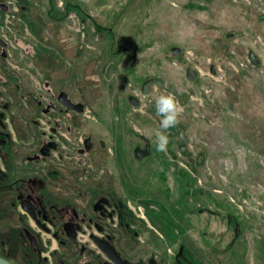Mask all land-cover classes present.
I'll list each match as a JSON object with an SVG mask.
<instances>
[{
	"label": "rangeland",
	"instance_id": "374dc122",
	"mask_svg": "<svg viewBox=\"0 0 264 264\" xmlns=\"http://www.w3.org/2000/svg\"><path fill=\"white\" fill-rule=\"evenodd\" d=\"M82 1L90 18L78 9L82 5L75 9L66 0H0L6 70L33 88L44 87L51 75L59 85L53 80L54 88H67L94 112V104L103 100L101 111L111 118L112 106H130L135 144L137 133L145 134L143 124L153 125L156 138L163 131L155 101L162 94L175 95L183 107L178 124L190 133L187 149L168 144L160 152L153 143L149 154L134 157L135 184L142 192L138 201L150 195L146 235L167 253L179 247L186 232L193 249L200 256L211 254L214 264H264V0ZM36 2L61 9V20L27 15L26 7ZM95 26L102 28L98 32ZM84 27L94 38L85 42L82 73L69 58L77 60L72 57L83 52L76 45L79 37L86 38ZM59 36L72 38L70 50L63 49ZM134 37L141 45L139 62L156 67L149 70L153 75L159 69L163 74L155 61L165 60L166 77H181L173 88L179 92L152 76L146 95L141 83L129 78L121 66L133 60L125 46ZM189 67L197 72L193 80L187 77ZM90 76L94 80L86 79Z\"/></svg>",
	"mask_w": 264,
	"mask_h": 264
},
{
	"label": "flooded vegetation",
	"instance_id": "af4514ba",
	"mask_svg": "<svg viewBox=\"0 0 264 264\" xmlns=\"http://www.w3.org/2000/svg\"><path fill=\"white\" fill-rule=\"evenodd\" d=\"M0 41L1 263L214 264L186 232L170 253L146 235L150 195L138 201L134 157L153 143L142 132L134 143L130 106H112L103 119L48 79L40 90L26 86L6 70ZM61 91L83 110L64 104Z\"/></svg>",
	"mask_w": 264,
	"mask_h": 264
},
{
	"label": "crops",
	"instance_id": "0c3cea01",
	"mask_svg": "<svg viewBox=\"0 0 264 264\" xmlns=\"http://www.w3.org/2000/svg\"><path fill=\"white\" fill-rule=\"evenodd\" d=\"M41 1V0H40ZM75 0H66V2H69L70 4H73V5H76V8L75 9H77V7L80 5H82L81 7H78V9H81L82 8V10H84V12H85V16L84 17H88V18H90V14H89V12L88 11H86V8H89V6H86V3H83L84 1H82V0H79V2L78 1H76V2H74ZM92 1V0H91ZM35 2V1H34ZM42 3H44V2H42ZM27 8V11L28 12H30V13H26L27 15H31V16H35V17H42V16H46V17H48V19L49 20H51V22L52 23H57L58 21H60L61 20V17H62V15H61V12H63L61 9H58V8H56V7H53V6H45V4H40V3H38V2H36V3H34V5H28V7H26ZM74 9V10H75ZM3 12L4 11H2V14H3ZM64 13V12H63ZM85 19V18H84ZM51 23V24H52ZM85 28V27H84ZM100 28H102L101 26L100 27H98V26H95V29H96V31H100ZM86 29V28H85ZM109 29V28H108ZM65 30L66 31H68V29L67 28H65ZM69 32V31H68ZM110 32V31H109ZM64 33H66V32H64ZM90 34H92V31H90ZM80 36V35H79ZM78 36V37H79ZM94 37H90V35L88 34V31H87V29H86V38L85 39H82L81 37H79V39H78V41H77V45H76V43H74L73 44V46L74 45H76V46H79V48L83 51L82 53H81V51H80V54H78L76 57H72V58H78L77 60H74V59H71V58H69V60L72 62V65H75L76 66V68L77 69H79L82 73L84 72L83 70H81V68L82 67H84V65L86 64V60H87V56H86V54L85 53H87L88 51H87V48H86V45H85V42H87V40H89V39H93ZM71 37L70 38H68V39H64V38H61L60 36H59V41H62L61 42V44H62V46H63V49H69L70 50V46H72L71 44ZM45 40L46 41H48V40H50L49 38H46L45 37ZM138 44H139V46H138ZM130 45V46H129ZM70 47V48H69ZM126 48H125V50H128V49H131L132 50V57H133V60L132 61H130V63L129 64H125L124 63V65L123 66H121V68H124L125 69V67H127V70L126 71H129L130 72V75L131 76H129V78H131L132 80H137L138 82H140L141 83V85H140V87L142 88L143 87V84H144V82L146 81V80H148L149 78H152V76H154V77H159V79H161L163 82L162 83H165V84H167L168 85V82H169V89H173V88H175V86H177L178 85V83H180V80H181V77L179 76V75H177L176 73H174V75H168V77H166V62H165V60H160V61H158V59L155 61V63L157 64V67H162V68H164L165 70H164V72H163V74H162V72H161V69H157L158 70V74H150V72H149V70H153V69H155V68H153L152 66H149V65H146V64H143V63H141V62H139L140 61V56H139V58L137 57L138 55H137V50H138V48L139 47H141V45H140V43H139V41L137 42V39H135V37L133 38V40L132 41H130V42H128L127 43V45L125 46ZM41 48V47H40ZM39 48V49H40ZM250 52H253L254 54H255V52L254 51H250ZM95 53V52H94ZM85 54V55H84ZM54 55H56L55 53H54ZM65 55V54H64ZM93 56L94 57H96V58H94V60L96 61L97 60V58H98V60L100 59V56L99 55H94L93 54ZM255 56H256V54H255ZM148 56H146V57H144V58H147ZM156 57H159V55H157ZM83 61V64H82V67H81V62ZM57 62L59 63H62L63 64V62H62V60H61V58H59L58 56H57ZM139 62V63H138ZM136 64V66H134ZM69 66H67V68H68ZM70 67H72V66H70ZM69 67V68H70ZM78 76H80L81 77V74H78ZM166 77V78H165ZM167 78H169V81H167ZM79 79H82L81 81L83 82L82 84H84V83H86L87 81H86V79L87 80H94V78H92L91 76L90 77H86V79L85 78H79ZM48 80L52 83V81L53 80H55V86H59L58 85V83H56V79H53V77L51 76V75H48ZM84 80V81H83ZM173 81H174V83H173ZM139 83V84H140ZM164 84V85H165ZM173 91H174V89H173ZM176 91V93L177 92H179L178 90H175ZM174 91V92H175ZM104 103H103V100H101V101H98V103L97 104H94V106H96V110H98V112L101 114V116H102V118L104 119V118H106L107 119V114H106V111L104 112V111H101V106L103 105ZM154 111L156 112V105H155V107H154ZM156 114H157V112H156ZM155 114V115H156ZM157 116V115H156ZM155 116V117H156ZM158 119H159V125H160V117L158 116ZM180 121H182V120H180ZM187 125V124H186ZM161 128V127H160ZM185 128H188V127H182L181 126V123L180 124H177L175 127H172V128H169V129H167V130H163V131H166L167 133H172L173 131L175 132V133H177L178 134V136H176L175 135V137L173 138L172 136H168V138H169V142H168V144L169 145H171V146H178L179 148H180V150H184V149H187L186 148V142H188L189 141V139H190V133H189V131L187 130V129H185ZM143 130L145 131V135L151 140V142L152 143H155L156 144V140H157V138H156V131H154V127H153V125H147V124H143ZM147 132V133H146ZM137 134H140V133H137ZM172 150H173V148H172ZM201 157H203L204 158V155L203 156H201Z\"/></svg>",
	"mask_w": 264,
	"mask_h": 264
},
{
	"label": "clouds",
	"instance_id": "9594fccd",
	"mask_svg": "<svg viewBox=\"0 0 264 264\" xmlns=\"http://www.w3.org/2000/svg\"><path fill=\"white\" fill-rule=\"evenodd\" d=\"M156 112L160 117V127L163 130L175 127L180 122V116L183 113V107L177 101L175 95L162 94L155 101ZM169 142L166 131L157 133V151L166 152Z\"/></svg>",
	"mask_w": 264,
	"mask_h": 264
},
{
	"label": "water",
	"instance_id": "95a60500",
	"mask_svg": "<svg viewBox=\"0 0 264 264\" xmlns=\"http://www.w3.org/2000/svg\"><path fill=\"white\" fill-rule=\"evenodd\" d=\"M0 42H2V41H0ZM249 57L253 63H255V64L258 63V60L256 59V56L253 52H250ZM187 77L189 79L193 80L197 77V72L195 70H193L191 67H189L187 69ZM152 84H153L152 80H147L144 82L142 90L146 95H148L149 89H150ZM59 98L64 104L68 105L71 109H77L78 111L83 110V103H73L72 100L69 98L68 93L66 91H61ZM132 102L136 104L137 99L132 98ZM149 153H150V141L147 139L145 149L144 150H138L137 149L136 154L138 157H143ZM237 231L239 232V224H237ZM0 264H2L1 261H0ZM4 264H9V263H4Z\"/></svg>",
	"mask_w": 264,
	"mask_h": 264
},
{
	"label": "bare ground",
	"instance_id": "6f19581e",
	"mask_svg": "<svg viewBox=\"0 0 264 264\" xmlns=\"http://www.w3.org/2000/svg\"><path fill=\"white\" fill-rule=\"evenodd\" d=\"M184 203V202H183Z\"/></svg>",
	"mask_w": 264,
	"mask_h": 264
}]
</instances>
